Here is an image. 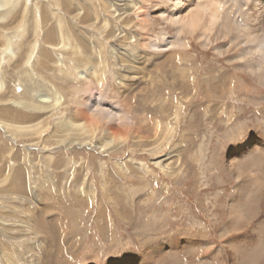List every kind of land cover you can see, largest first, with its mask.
<instances>
[{"label": "rangeland", "instance_id": "1", "mask_svg": "<svg viewBox=\"0 0 264 264\" xmlns=\"http://www.w3.org/2000/svg\"><path fill=\"white\" fill-rule=\"evenodd\" d=\"M6 1L0 0V264H52L49 252L60 249L73 264H264V162L249 176L259 183L255 217L248 223L241 215L245 228L220 236L230 222L239 161L249 156L244 145L255 144L251 152L263 157L264 85L244 63L264 67L255 47L264 36V7L211 0L234 6L243 37L234 26L216 35L221 16L206 46L200 36L209 25L193 34L185 29L188 47L159 54L149 47L151 36L172 37L176 28L155 15L167 17L178 0ZM96 58L106 67L108 94L131 95L128 104L149 119L139 136L120 132L107 144L106 124L98 134L82 133L87 142L78 137L71 144L75 137L60 122L86 123L64 99L73 75L83 80L81 69L93 68ZM91 79L90 89L105 87ZM55 98V110L38 113L30 104ZM141 136L149 146L139 144Z\"/></svg>", "mask_w": 264, "mask_h": 264}, {"label": "bare ground", "instance_id": "2", "mask_svg": "<svg viewBox=\"0 0 264 264\" xmlns=\"http://www.w3.org/2000/svg\"><path fill=\"white\" fill-rule=\"evenodd\" d=\"M223 1H225V0H220V3ZM15 3H16V0H7L5 2L6 5H9L11 7H13L15 5ZM228 4L229 3L227 2V5ZM253 4L258 8L259 7L262 8V7H264V0H253ZM124 6H125V4H124ZM148 9H149V11H147ZM148 9L144 10V12L142 13V17H141L140 21H142L144 23L149 21V16H151V13H152V11H150L151 8H148ZM236 13L237 12L234 11V6H232L231 4L226 6L224 9L221 5H219L218 3L213 2L211 0H195V3H189L188 5H186L182 1L178 0L177 2L173 3L170 6V10L168 12L167 17H165V14H166L165 11H161L157 15H155V17L158 16V17L164 19L167 24L173 25L176 28V35L172 36V37L168 36L162 40H159L155 36H151L152 39H151L149 47H151L152 50L155 51V53H159V54L164 52V51H170V50H175V49H178V50L184 49V48L189 46V41L186 40L185 38H183L184 31L187 30V32H189L190 34H193V32L195 31V29H194L195 27H199V26L206 27V25H209V26H211L210 30H208L206 33L202 32V34L200 36V40L202 42H204L203 44L206 46L210 42L209 37H208V32H211V29L214 26H217L218 18H220L221 16H222V24L218 28V31L215 29L216 35L223 37L226 35V33L231 28H233L232 26H234L235 28L238 29V31H239L238 34L240 33V37H243L244 33L242 32L243 31L242 29H243L245 23L240 21V19H236V17H237ZM132 18L134 19L135 17H132ZM245 22H247V20ZM62 39H64V36ZM236 40H237V38H236ZM33 46H35V44ZM255 47H256V50L258 51V52L257 51H255V52H257L258 56L261 59H264V36L262 39L256 41ZM221 48L222 47H219L218 50H221ZM246 53H247V51L244 50L242 52L241 56L245 55ZM29 59H30V57H28V60ZM99 62H100V60H97V58H96V62L92 64L93 68H89L90 66H87L86 68L81 69V71L82 70L86 71L85 72L86 77L84 76L83 80H81L79 78H75V75H73L74 81H71V83H69L70 89L72 91L70 94H68V96H65L64 102H65V104H67V106L74 105L73 109L77 110L81 117L85 118V121H83V122L86 123V125H82V123L77 124L75 122L70 121V119H67V120H64L63 122H60V125L63 126V129L65 131H68V134H71L72 137H75V138H73L72 142H71V140H68V141H70L69 143H71V144L74 141H76V138H78V137L80 138L79 143H83L85 141L87 142L88 139H85V137H84L85 135H83L84 133L87 134L86 131H90L93 135L98 134L99 132H101L103 125H106V124L108 125V132H109L108 135L110 138V140L107 142V144L109 142L111 143V140H114V138H117V135L120 132H127L128 135H130V133H131V136H132V134L139 136L138 134H140L141 130H143V128H144L142 122L149 119V116L146 113V111H143L141 109L135 110L132 107V105L128 104V103H131L134 101V97H132L131 95H127L125 97L122 96V98H120L118 95H116V93H114V94L111 93L112 96L108 94V91H110V88H109V85H106L104 82V80L106 78L105 77L106 67L104 68L103 66H100ZM244 64H245V66H244L245 69L247 71H249L254 77L258 78L255 80L258 83L264 85V67H263L262 62H260V61L257 62V60H256L255 62H246ZM92 76L99 77L100 78L99 82L103 83L102 84L103 86L105 84V87L101 88L102 87L101 86L98 90H97V87L95 89H90L89 87H90V83L92 82V79H91ZM46 87H48V89H52L49 86H43V88H46ZM77 87L79 89L81 87L85 88V90H86L85 94L76 95L77 93L75 91V88H77ZM135 95H138V93ZM73 96H75V98ZM31 99H33V98H31ZM130 99H132L131 102H130ZM52 101L53 102L51 105L49 103H47L48 100L43 101L41 99L38 101L37 104H34L32 102H30V104H31V106L35 107V110H38L37 111L38 113H40V111L45 112V110H48L47 108H51V109L53 108L55 110L59 107V105H58V102L60 101L59 98H55ZM18 104H20V102H18ZM22 113H23V115L25 114L26 116L31 115V113L28 112L27 110L22 111ZM31 120H33V119L31 118ZM0 122H5V121L0 120ZM158 127H160V124L158 125ZM32 130H35V128L33 127ZM158 130H159V128H158ZM157 134H158V131H157ZM79 135H81V136H79ZM86 137H88V136L86 135ZM158 137H159V134H158ZM249 138H250V136H247V138L244 139V141L248 142L250 140ZM139 141L141 142V143H139L140 145L149 146L146 143L144 136L139 137ZM90 142H92V143H90L92 145L94 143V140L91 139ZM253 142H255V141H253ZM255 143L257 145V144H260L261 142H255ZM250 145H251V143L250 144L247 143L244 145V146H246L247 149H249L248 150V154H249L248 158L249 159L243 158V159H240V161H239L240 162L239 166L242 167V172L240 173V175L237 176L238 181L240 179V182H238L234 186L233 199H232L230 206H229V216L231 217L230 222L228 224H225V226L221 229L220 236L227 235L232 230L233 231L243 230L245 228V222H242L241 215L247 216L246 218H247L248 223L250 222V219H252V217L254 216L251 214V211H252V205L254 206V203H256L258 201V198L260 197L259 193H258L259 183H257L256 181H252L251 180L252 177L249 178V176L253 170H255V169L261 170L262 169L261 166H262V163L264 162V150L262 151L263 157H258L256 155V153L251 152L252 151L251 149L254 147L255 144H253L251 146ZM250 147H252V148H250ZM156 162L160 163L159 161H156ZM242 174H244V177H247L250 180L247 179V181H244ZM260 186H261V184H260ZM262 197H263V195H262ZM237 198H238V201H235ZM246 226H247V224H246ZM211 244L212 243H207V244H205V247L201 248V249H203V251H204V249L206 247L207 248L210 247ZM248 244H250V243H248ZM45 250H47V249H45ZM59 251L57 254H55L53 252L51 253V251H50L49 255L47 257V261H50V263H52V264H70V263L73 264L74 263V261L70 260V257L68 255H65L62 257L59 254L60 253ZM44 256H45V254H44ZM140 258L141 257H139L138 259H140ZM138 259H136V260H138Z\"/></svg>", "mask_w": 264, "mask_h": 264}]
</instances>
